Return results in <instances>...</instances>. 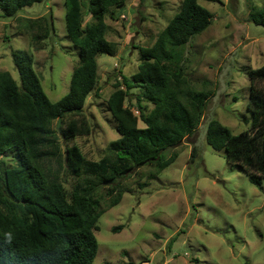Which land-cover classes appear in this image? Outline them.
<instances>
[{"label": "rangeland", "instance_id": "obj_1", "mask_svg": "<svg viewBox=\"0 0 264 264\" xmlns=\"http://www.w3.org/2000/svg\"><path fill=\"white\" fill-rule=\"evenodd\" d=\"M181 1L126 0L114 10L115 18L106 15V38L114 43L115 53L97 56V83L83 107L91 132L73 138L60 135L62 158L72 145L89 161L113 158L108 145L119 134L106 100L116 82L126 89L123 76L131 77L143 62L138 48L154 43ZM200 4L212 13L211 23L184 46L181 67L193 88L212 92L201 121L180 144L164 152L174 158L162 170L156 171V163L145 164L117 179L123 191L116 205L106 207L109 186L98 189L102 213L94 231L98 249L93 264H264V176L251 183L241 167L226 160L224 149L215 150L206 142L212 120L234 134L252 129L248 70L264 64V0ZM83 13L84 25L92 19L86 7ZM64 14L63 0H43L12 18L0 16V71L19 82L11 51H26L50 101L68 91L79 61ZM42 17L41 23L52 18L55 30L38 49L31 45L25 23ZM139 91L127 90L126 103L135 114ZM138 126L144 124L139 121ZM59 127L65 128L66 122L60 120ZM62 180L70 189L79 179L68 174Z\"/></svg>", "mask_w": 264, "mask_h": 264}, {"label": "trees", "instance_id": "obj_2", "mask_svg": "<svg viewBox=\"0 0 264 264\" xmlns=\"http://www.w3.org/2000/svg\"><path fill=\"white\" fill-rule=\"evenodd\" d=\"M42 1L0 0V16L12 18ZM63 1L66 32L79 56L68 91L50 101L24 50L11 51L19 82L0 71V264H93L98 249L94 231L102 213L98 189L109 186L104 189L106 207H112L123 191L117 179L145 164L156 163V171L167 166L174 155L166 157L164 152L198 127L212 94L193 88L181 67L184 46L208 28L212 13L200 0H182L154 43L138 48L143 62L131 77L123 76L126 89L116 82L106 100L119 134L108 145L113 158L86 160L77 145L67 147L62 158L60 135L73 138L91 132L83 107L97 83V56L115 53L114 43L106 38L105 17L115 18L114 10L126 0ZM84 7L92 20L83 25ZM44 19L25 23L31 45L38 49L55 30L52 18L41 23ZM248 78L252 129L234 134L212 120L206 142L215 150L224 149L226 160L256 184L264 176V64L249 69ZM131 87L140 90L138 114L126 103ZM58 118L66 122L65 128L52 126ZM194 155L195 149L191 160ZM63 174L79 180L67 189Z\"/></svg>", "mask_w": 264, "mask_h": 264}, {"label": "water", "instance_id": "obj_3", "mask_svg": "<svg viewBox=\"0 0 264 264\" xmlns=\"http://www.w3.org/2000/svg\"><path fill=\"white\" fill-rule=\"evenodd\" d=\"M59 123H60V118L57 119V123H56V124H57V125H56L57 128H59ZM66 155H67V153H66Z\"/></svg>", "mask_w": 264, "mask_h": 264}]
</instances>
